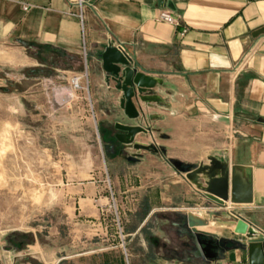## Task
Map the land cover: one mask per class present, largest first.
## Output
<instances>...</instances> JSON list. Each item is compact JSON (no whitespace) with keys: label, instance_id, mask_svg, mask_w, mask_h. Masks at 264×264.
Wrapping results in <instances>:
<instances>
[{"label":"crops","instance_id":"1","mask_svg":"<svg viewBox=\"0 0 264 264\" xmlns=\"http://www.w3.org/2000/svg\"><path fill=\"white\" fill-rule=\"evenodd\" d=\"M164 9L171 10L188 29L183 37L159 21ZM73 14H81L82 22ZM20 42L83 58L91 111L100 125H134L120 108L122 93L103 71L101 55L108 47L125 53L137 72L159 79L152 92L161 105L153 109L133 103L146 117H163L147 121L161 141L156 144L164 150L162 155L195 167L213 156L228 160L230 166L250 169L253 203H227L222 211L247 223L248 233L264 236V0H0V43L25 52ZM26 62L29 68L45 67L34 58ZM55 71L69 79L81 75ZM152 156L140 163L151 160L160 165L159 170L149 172L154 184L144 196L154 197L165 207L145 206L138 222L142 224L129 236L139 234L159 213L160 221L169 223L172 232L152 239L166 255L157 258V264H248L243 250L205 263L193 254L187 239L179 241L174 233H179L185 215L199 217L207 211H221L220 206L185 175L169 169L164 159ZM113 189L104 196L105 188L98 182L80 183L68 189L64 203L83 205L84 216L98 222L100 207L114 199L117 190ZM228 223L227 219L214 220L201 231L245 239L236 236ZM8 258L0 252V264H9Z\"/></svg>","mask_w":264,"mask_h":264},{"label":"rangeland","instance_id":"2","mask_svg":"<svg viewBox=\"0 0 264 264\" xmlns=\"http://www.w3.org/2000/svg\"><path fill=\"white\" fill-rule=\"evenodd\" d=\"M28 57L26 49L0 43V252L8 254L9 264H157L166 255L152 239L170 231L169 223L160 221L162 214L129 236L142 224L145 206L165 207L144 196L154 184L149 172L160 165L140 163L156 155L179 172L162 155L148 117L142 122L139 109L136 124L147 134L135 141L154 145L159 153L138 155L121 147L119 154L110 148L119 132L98 124L91 111L85 65L78 75L81 89L73 91V76L55 71L60 69L51 76L27 75L31 69L48 71L29 68ZM129 157L140 160L131 163ZM92 182L105 188L104 196L117 190L113 201L100 207L98 222L84 216L83 205L64 203L68 189ZM174 234L186 240L180 231Z\"/></svg>","mask_w":264,"mask_h":264},{"label":"water","instance_id":"3","mask_svg":"<svg viewBox=\"0 0 264 264\" xmlns=\"http://www.w3.org/2000/svg\"><path fill=\"white\" fill-rule=\"evenodd\" d=\"M60 56H63L60 53ZM103 71L112 77L116 83V90L122 93L120 108L127 119L134 125L116 124V141L121 147L134 149L139 155L141 152L158 154L159 150L154 145H140L136 143V136L146 135L136 124L139 119V109L133 100L143 103L147 108H156L162 104V100L152 90L160 83L159 79L146 76L131 67V59L121 50L108 47L101 55ZM150 121L162 120L159 115H150ZM164 153V150H161ZM126 161L136 163L137 157H129ZM174 168L206 198L220 206L221 211H207L201 216L192 213L185 215L182 219V235L190 242L192 252L195 256L205 262L220 261L225 254L233 250L247 251L248 264H264V236L248 233L249 226L243 220L233 214L222 211L227 203L231 205H250L253 203V187L250 169L241 166H230L229 161L220 160L217 157H207V163L197 167L170 161ZM228 220V225L234 227V234L245 238L244 241L225 239L219 236L201 231L214 221Z\"/></svg>","mask_w":264,"mask_h":264},{"label":"trees","instance_id":"4","mask_svg":"<svg viewBox=\"0 0 264 264\" xmlns=\"http://www.w3.org/2000/svg\"><path fill=\"white\" fill-rule=\"evenodd\" d=\"M20 45L26 49L30 57L38 60L48 70L31 69L27 71V75L31 77L36 75L51 76L54 69L81 72L84 67V60L80 56L64 54L61 57V52L57 49L31 42H20Z\"/></svg>","mask_w":264,"mask_h":264},{"label":"built area","instance_id":"5","mask_svg":"<svg viewBox=\"0 0 264 264\" xmlns=\"http://www.w3.org/2000/svg\"><path fill=\"white\" fill-rule=\"evenodd\" d=\"M79 6H82V2L79 3ZM73 16L77 17L82 22L83 19H82L81 14H73ZM159 21L161 23L170 25V26L174 27L175 29H177V33L180 37H183L188 31V29L181 24L180 18L178 16H176L175 14H173V12L169 9H164L161 11L160 16H159ZM70 83H71V88L73 91H79L81 89L80 77L78 75H74L72 77ZM140 118H141L142 122H144V118H146V117H145V115L144 116L141 115ZM143 124L144 123H142V125ZM257 234H258L257 232H254V234H252V235L256 236Z\"/></svg>","mask_w":264,"mask_h":264},{"label":"flooded vegetation","instance_id":"6","mask_svg":"<svg viewBox=\"0 0 264 264\" xmlns=\"http://www.w3.org/2000/svg\"><path fill=\"white\" fill-rule=\"evenodd\" d=\"M115 142V141H114ZM113 142V144L110 146V148H112L113 150L115 149V151L117 152V153H119V154H121V153H123L124 152V150L121 148V146H120V144L118 143V142H115L114 143ZM161 151V150H160ZM162 152V151H161ZM180 232H182V228H181V226H180V230H179ZM198 258H199V256H197ZM200 259V258H199Z\"/></svg>","mask_w":264,"mask_h":264},{"label":"bare ground","instance_id":"7","mask_svg":"<svg viewBox=\"0 0 264 264\" xmlns=\"http://www.w3.org/2000/svg\"><path fill=\"white\" fill-rule=\"evenodd\" d=\"M218 226H220V224H217Z\"/></svg>","mask_w":264,"mask_h":264}]
</instances>
